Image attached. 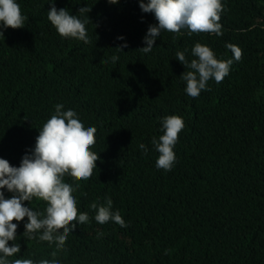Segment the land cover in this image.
<instances>
[{"label":"trees","instance_id":"16d2710c","mask_svg":"<svg viewBox=\"0 0 264 264\" xmlns=\"http://www.w3.org/2000/svg\"><path fill=\"white\" fill-rule=\"evenodd\" d=\"M16 2L27 20L0 37V158L19 167L62 104L97 129L90 150L99 159L87 180L64 176L79 184L73 195L89 221L72 222L77 227L61 250L24 237L27 217L13 221L9 246L21 250L9 261L38 262L56 252L61 264H264V0H221L222 36L161 31L147 54L137 50L158 22L139 0H54L72 15L91 8L87 44L58 34L47 18L52 0ZM197 42L233 63L222 82L210 79L209 90L192 98L180 78L188 69L175 53L187 49L190 62ZM227 44L242 50L239 61ZM169 115L185 127L165 171L156 167L152 140L164 134ZM107 198L127 227L95 221L90 205ZM24 206L43 212L46 202L33 198Z\"/></svg>","mask_w":264,"mask_h":264},{"label":"clouds","instance_id":"9594fccd","mask_svg":"<svg viewBox=\"0 0 264 264\" xmlns=\"http://www.w3.org/2000/svg\"><path fill=\"white\" fill-rule=\"evenodd\" d=\"M50 4L52 6L47 18L61 37L90 43L86 24L90 20L88 13L91 8H79L78 16L72 15L67 8L58 10L54 0ZM139 7L144 13L154 14L158 22L148 27L143 40L147 46L137 50L145 54L153 50L161 31L177 35L182 34V30H187L189 35H223L222 25L219 23L224 10L221 0H139ZM26 20L27 17L22 15L16 0H0V37L4 38V30L7 28H23ZM118 39L123 40L124 37ZM126 47L128 45L123 44L114 50L121 52ZM226 47L231 50L235 61L242 58V50L238 46L227 44ZM186 52L187 49L177 51L175 55L188 69L180 78L186 82L185 92L190 97L197 98L201 91L209 90L207 82L210 79L220 83L229 74L233 59H217L210 47L197 42L191 49L195 59L190 62L186 59ZM111 59L116 62L119 57L114 55ZM161 123L164 134L159 140H152L159 153L156 167L170 171L176 159L173 149L185 124L177 115L165 116ZM96 132L97 129L93 126L85 128L75 111L64 110L62 104H57L54 114L39 130L34 149L28 148L19 167L10 166L7 160L0 158V189L13 193L11 198L6 199L4 192L0 191V264H61L56 258V252L51 253V259L41 258L38 262L29 258L9 261L8 258L21 250L18 243L9 246V241L16 240L18 228V224L13 221L20 222L27 217L24 237L28 240L55 242L57 250L64 248L68 235L77 227L72 222L83 224L89 221L87 213H78L77 200L73 195L79 184L73 187L64 181V176L68 174L76 181L87 180L92 176L99 159L98 154L90 150L96 142ZM139 147L145 149L143 144ZM33 198L46 202L43 212L24 206L25 201L30 203ZM90 207L96 211L97 223L102 225L111 220L122 228L128 226L119 211L112 210L113 202L110 198L106 199L105 204L98 205L94 202Z\"/></svg>","mask_w":264,"mask_h":264}]
</instances>
